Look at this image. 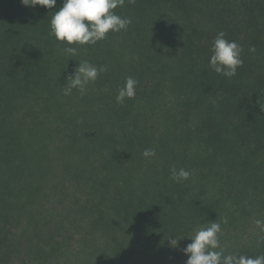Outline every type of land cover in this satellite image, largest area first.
<instances>
[{
	"label": "trees",
	"instance_id": "obj_1",
	"mask_svg": "<svg viewBox=\"0 0 264 264\" xmlns=\"http://www.w3.org/2000/svg\"><path fill=\"white\" fill-rule=\"evenodd\" d=\"M17 1L0 0V264L20 252L12 199L25 206L23 197L40 192L41 171L56 152L62 160L68 153L63 162L72 166L54 188L61 203L82 211L107 204L127 218L190 191L171 179L173 167L199 164L208 183L220 163L225 175L237 165L249 173L264 159V0H125L114 11L132 23L95 45L51 34L63 0L54 9ZM220 31L244 49L232 78L210 66ZM66 47L77 49L75 57ZM83 60L107 71L83 95L65 96L66 77ZM127 77L139 81L136 95L118 103Z\"/></svg>",
	"mask_w": 264,
	"mask_h": 264
},
{
	"label": "rangeland",
	"instance_id": "obj_2",
	"mask_svg": "<svg viewBox=\"0 0 264 264\" xmlns=\"http://www.w3.org/2000/svg\"><path fill=\"white\" fill-rule=\"evenodd\" d=\"M17 5L24 6L21 0ZM55 154L41 171L40 192L23 197L25 206L17 197L12 199L20 252L9 258L8 264H186L188 256L183 249L192 242L190 237L213 221L221 226L217 251L222 249L225 255L250 251L255 257L264 256V230L256 223L259 220L264 225V159L255 162L256 169L249 173L237 165L239 172L225 175V164L220 163L217 176L208 183L203 167L190 164L191 175L185 180L189 192L182 198L170 195L171 200L158 204L153 213L140 208L127 218L125 210L107 204L98 211L89 203L82 211L61 203L55 185L68 181L72 166L70 161L63 162L70 159L68 153L63 160ZM205 183L208 186L200 191ZM79 197L85 204L89 198L81 193ZM151 214L157 217L151 219ZM174 237H182L176 247L170 244Z\"/></svg>",
	"mask_w": 264,
	"mask_h": 264
},
{
	"label": "clouds",
	"instance_id": "obj_3",
	"mask_svg": "<svg viewBox=\"0 0 264 264\" xmlns=\"http://www.w3.org/2000/svg\"><path fill=\"white\" fill-rule=\"evenodd\" d=\"M127 2L134 4L135 0H127ZM21 3L26 7L35 8L39 5L54 9L57 0H21ZM124 4L125 0H63V6L55 11L51 18V34L58 41L66 42L68 45H95L98 41L105 39L110 30L113 32L126 30L132 23L130 18L121 17L114 11ZM64 51L75 57L77 49L66 47ZM211 51V68L226 78L234 77L237 68L244 63L243 47L236 41L227 39L223 31L216 35ZM249 51L254 52L255 46L250 47ZM106 71V66L98 68L87 60L79 61L74 71L66 77L63 94L68 96L73 89H77L83 95L87 91V85L95 82L98 75ZM138 83L139 81L133 77H127L125 86L116 96L117 102L123 103L125 98L133 99ZM259 103L261 109L264 110V102ZM143 154L145 157L155 156V149H145ZM190 175L191 173L184 168L177 170L173 167L171 169V179L177 183L189 179ZM256 223L264 230L261 221L257 220ZM220 232L221 226L215 221L197 230L195 235L190 237L192 242L183 249L185 255L188 256L186 264H264V256L253 258L245 255H225L222 249L217 251L216 249L220 248L218 238ZM179 240L175 237L171 238V246L176 247Z\"/></svg>",
	"mask_w": 264,
	"mask_h": 264
}]
</instances>
